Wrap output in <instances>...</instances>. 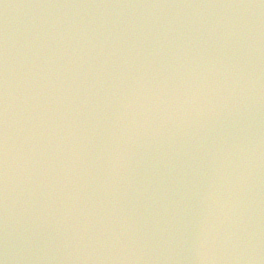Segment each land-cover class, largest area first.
<instances>
[{
    "label": "water",
    "instance_id": "1",
    "mask_svg": "<svg viewBox=\"0 0 264 264\" xmlns=\"http://www.w3.org/2000/svg\"><path fill=\"white\" fill-rule=\"evenodd\" d=\"M0 264H264V0H0Z\"/></svg>",
    "mask_w": 264,
    "mask_h": 264
}]
</instances>
